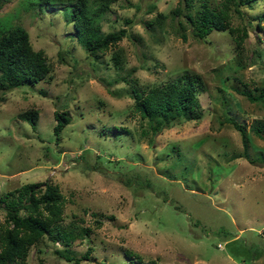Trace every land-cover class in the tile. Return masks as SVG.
<instances>
[{
	"label": "rangeland",
	"instance_id": "obj_1",
	"mask_svg": "<svg viewBox=\"0 0 264 264\" xmlns=\"http://www.w3.org/2000/svg\"><path fill=\"white\" fill-rule=\"evenodd\" d=\"M72 1L7 0L0 8V27L26 29L51 68L50 78L0 90V195L49 180L64 214L73 213L59 227L90 228L69 245L43 237L25 264H71L63 254L85 250L78 264H264V137L251 129L264 120V96L251 101L237 91L264 89V20L255 23L264 0L230 9L229 24L246 29L240 47L227 30L192 37L183 0H115L96 22L102 32L126 29L118 67L112 48L92 59L73 37ZM200 1L218 2L191 0L190 10ZM185 70L202 80L201 118L152 132L132 109L131 86ZM27 109L37 111L33 127L16 116ZM54 111L68 116L57 140ZM226 116L245 125L246 152Z\"/></svg>",
	"mask_w": 264,
	"mask_h": 264
},
{
	"label": "trees",
	"instance_id": "obj_2",
	"mask_svg": "<svg viewBox=\"0 0 264 264\" xmlns=\"http://www.w3.org/2000/svg\"><path fill=\"white\" fill-rule=\"evenodd\" d=\"M6 1L0 0V8ZM90 1H93L92 6L88 3ZM113 1L115 0H73L69 4L66 20L71 22L72 35L88 56L96 59L101 53L112 48L109 57L118 67L122 54L117 42L126 35V29L120 27L102 32L100 24L96 22ZM249 1L252 0H218L215 6L200 1L191 11L189 8L191 0H183L185 22L189 26L191 36L201 39L212 29L227 30L234 46L240 47L246 36V29L230 25L229 12L231 9L239 13V6ZM179 11V6L173 9V13ZM263 18L264 13L256 15L257 26H260L259 21L264 20ZM181 26L180 23L179 28ZM180 36L185 38L183 32H180ZM50 71L51 68L43 51L33 49L26 29L18 24L6 29L0 27V90L23 84L32 85L39 80L50 78ZM201 89L200 76L185 70L160 85L141 89L131 86L129 94L132 97V109L141 119L147 120V126L152 132H157L180 120L200 119L202 113L199 110L197 95ZM237 91L251 101L264 96V89H260L257 94H251L246 90ZM53 114L55 124L52 130L57 140L61 128L68 121V116L58 111H54ZM16 116L26 120L33 127L37 119V111L27 109L17 113ZM224 121L230 123L239 132L242 149L246 152L248 137L245 125L231 116H226ZM251 129L257 136L264 137V120L256 121ZM63 199L57 184L49 180L23 182L0 195V209L3 212V219L0 222V264H25L30 247L43 237L69 245L75 238L79 239L78 237L87 235L88 229L90 230L88 226V228L82 227L84 233L81 234L66 232L67 228L62 227L61 224L62 229L59 227L61 219L73 215V213L64 214ZM95 222L101 221L95 218ZM87 256L86 250L79 256L63 254L71 264H78Z\"/></svg>",
	"mask_w": 264,
	"mask_h": 264
}]
</instances>
